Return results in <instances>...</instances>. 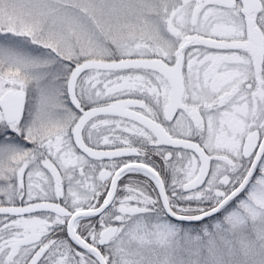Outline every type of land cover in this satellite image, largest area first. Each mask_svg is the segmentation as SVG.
<instances>
[{"label": "snow or ice", "instance_id": "snow-or-ice-1", "mask_svg": "<svg viewBox=\"0 0 264 264\" xmlns=\"http://www.w3.org/2000/svg\"><path fill=\"white\" fill-rule=\"evenodd\" d=\"M0 264H264V0H0Z\"/></svg>", "mask_w": 264, "mask_h": 264}]
</instances>
